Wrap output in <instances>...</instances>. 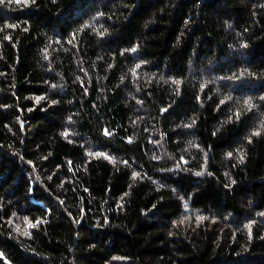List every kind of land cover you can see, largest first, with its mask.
<instances>
[{
    "label": "trees",
    "instance_id": "16d2710c",
    "mask_svg": "<svg viewBox=\"0 0 264 264\" xmlns=\"http://www.w3.org/2000/svg\"><path fill=\"white\" fill-rule=\"evenodd\" d=\"M262 97L264 0H3L0 264H264Z\"/></svg>",
    "mask_w": 264,
    "mask_h": 264
},
{
    "label": "snow or ice",
    "instance_id": "6c2138e0",
    "mask_svg": "<svg viewBox=\"0 0 264 264\" xmlns=\"http://www.w3.org/2000/svg\"><path fill=\"white\" fill-rule=\"evenodd\" d=\"M0 2H3V0H0ZM16 2L19 3L20 0H16ZM25 2H26V0H25ZM262 99H264V97H262ZM247 103H248L249 108H251V106H252V105H251V102L248 101ZM105 134H106V135L108 134L107 131L105 132ZM253 135H259V132H254ZM29 226H31V225H29Z\"/></svg>",
    "mask_w": 264,
    "mask_h": 264
}]
</instances>
